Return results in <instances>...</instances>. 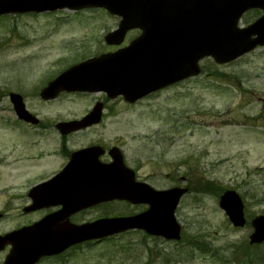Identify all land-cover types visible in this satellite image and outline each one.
Wrapping results in <instances>:
<instances>
[{
  "label": "rangeland",
  "instance_id": "1",
  "mask_svg": "<svg viewBox=\"0 0 264 264\" xmlns=\"http://www.w3.org/2000/svg\"><path fill=\"white\" fill-rule=\"evenodd\" d=\"M259 15L256 10L245 13L240 25L247 26ZM118 22L98 8L0 16V212L5 214L0 235L55 210L21 211L29 203L26 193L32 185L50 177L63 162L51 156L40 167L33 166L30 159L37 154L27 144L31 137L22 135L28 127L16 118L8 94H20L27 110L48 125L79 120L101 102V126L82 132L87 135L71 145L90 140L116 145L138 180L159 190L187 185L189 192L175 212L181 239L128 231L74 246L38 264H250V252L244 248L252 228L232 227L218 197L235 190L248 220L264 215V48L225 65L205 58L195 77L134 104L103 93H62L42 101L39 91L69 67L114 52L140 34L132 30L119 46L107 45L104 36ZM143 210L111 202L70 220L78 224ZM253 248L251 253L264 256V244ZM6 254L0 253V264Z\"/></svg>",
  "mask_w": 264,
  "mask_h": 264
},
{
  "label": "water",
  "instance_id": "2",
  "mask_svg": "<svg viewBox=\"0 0 264 264\" xmlns=\"http://www.w3.org/2000/svg\"><path fill=\"white\" fill-rule=\"evenodd\" d=\"M64 7H103L121 16L118 29L105 36L108 44L121 43L132 28L141 29L142 34L122 50L69 68L41 90L43 99L55 98L61 91H103L110 98L121 95L133 103L197 75V61L202 57L212 56L217 63H226L257 45L264 46V0H0V14ZM253 8L261 9L263 15L248 27L238 28L241 15ZM9 97L19 119L37 122L25 109L21 96L11 93ZM101 112L102 104L97 103L81 120L60 124L59 129L66 133L98 123ZM99 154L96 149L73 154L58 175L33 189L31 209L51 204L62 208L29 227L0 236V250L7 243L12 245L4 264H33L71 245L130 229H142L168 240L180 239L174 211L186 188L154 190L134 180V172L124 166L116 149L109 152L113 159L110 164L99 163ZM112 200L145 203L149 208L133 216L59 225L76 211ZM219 206L233 226H244L243 203L236 192L225 191ZM251 224L250 244L262 243L264 215L255 217Z\"/></svg>",
  "mask_w": 264,
  "mask_h": 264
},
{
  "label": "flooded vegetation",
  "instance_id": "3",
  "mask_svg": "<svg viewBox=\"0 0 264 264\" xmlns=\"http://www.w3.org/2000/svg\"><path fill=\"white\" fill-rule=\"evenodd\" d=\"M22 125L28 127V129L23 130L24 132L22 133V135L25 137L27 136L31 137L30 139H27V144L37 154L35 157L30 159L33 160L31 162L33 163L34 167L36 168L40 167L43 164V162H45V160L51 156H58L62 158L63 161L62 164H60L58 169L51 176H54L58 172H61L67 165L71 155L76 151L88 149L92 147H101L102 152L99 154L98 161L102 163H107L110 160L108 156L110 148L118 147L116 145L106 146L105 144H101V141L99 140H92V141L90 140L89 143H86L85 145L82 144L71 145V143L76 141L78 137L87 135L86 133H82V132H90L92 128L101 126V123L90 124L87 125L85 129L69 132L65 134L59 131L58 123H51L48 125L38 122L36 124L22 123ZM118 148L121 150V153L123 155V150L120 147ZM11 154L12 151H9L8 156H10ZM28 160L29 159H27L26 162ZM16 163L17 162H14L13 164ZM184 179L185 178L182 177L181 181H184ZM179 186H187V185L181 184ZM139 206L144 207L145 205H139Z\"/></svg>",
  "mask_w": 264,
  "mask_h": 264
},
{
  "label": "trees",
  "instance_id": "4",
  "mask_svg": "<svg viewBox=\"0 0 264 264\" xmlns=\"http://www.w3.org/2000/svg\"><path fill=\"white\" fill-rule=\"evenodd\" d=\"M256 247H258V246H255V248ZM259 247H261V246H259ZM245 251L247 250V251H249L250 253H249V255H246V257L248 258V262L250 261V264L251 263H255V264H264V256H262L261 254H262V252H260V253H251V251L254 249L253 247H251V246H246L245 248Z\"/></svg>",
  "mask_w": 264,
  "mask_h": 264
}]
</instances>
